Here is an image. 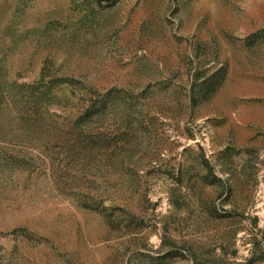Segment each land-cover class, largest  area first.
Masks as SVG:
<instances>
[{"label": "rangeland", "instance_id": "obj_1", "mask_svg": "<svg viewBox=\"0 0 264 264\" xmlns=\"http://www.w3.org/2000/svg\"><path fill=\"white\" fill-rule=\"evenodd\" d=\"M0 264H264V0H0Z\"/></svg>", "mask_w": 264, "mask_h": 264}]
</instances>
